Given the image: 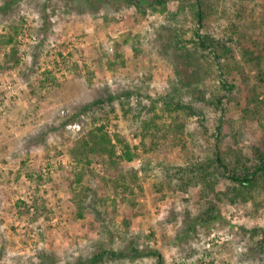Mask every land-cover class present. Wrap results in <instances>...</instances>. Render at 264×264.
<instances>
[{
  "label": "rangeland",
  "instance_id": "374dc122",
  "mask_svg": "<svg viewBox=\"0 0 264 264\" xmlns=\"http://www.w3.org/2000/svg\"><path fill=\"white\" fill-rule=\"evenodd\" d=\"M202 1L206 18L199 31L230 37L243 74L230 69L218 76V66L198 51V73L191 77L182 51L172 49L177 34L191 50L187 40L196 27L188 9L171 17L179 0L167 2V13H150L146 7L145 14L126 0H0V39L14 35L18 59L7 63L4 53L11 45L0 46V264L75 263L91 254L96 224L88 215L77 217L69 187V148L83 133L80 120L64 122V117L76 111L77 103L106 91L133 92L126 115L114 101L106 131L113 143L114 133H120L134 147L135 156L125 165L137 171L140 187L137 216L116 195L120 206L112 227L119 237L113 247L121 245L126 216L131 222L125 237L140 248L160 251L163 264H264L252 246L259 238L253 232L264 229V194L233 203L213 198L208 212L198 186L180 191L162 182L164 164L184 165L211 154L219 124L223 150L229 146L248 153L252 146H264V118L242 120L240 106L227 99L239 98L237 89L223 99V112L187 116L165 110L169 95L173 102L188 100L189 82L211 98L224 79L243 87V76L252 80L256 69L244 61L242 51L264 52V0ZM118 43L120 58L110 68ZM44 69L63 86L43 87ZM137 115L153 118L158 139L143 136L134 122ZM72 123L79 128H69ZM141 143L159 145L144 152ZM95 159L89 168L101 173ZM226 184L220 180L216 189ZM204 212L214 218L200 217ZM112 264L156 262L145 257Z\"/></svg>",
  "mask_w": 264,
  "mask_h": 264
},
{
  "label": "trees",
  "instance_id": "16d2710c",
  "mask_svg": "<svg viewBox=\"0 0 264 264\" xmlns=\"http://www.w3.org/2000/svg\"><path fill=\"white\" fill-rule=\"evenodd\" d=\"M126 1L134 5L142 14H145L146 7L150 13L157 11L167 13L166 5L169 0ZM203 6L202 0H179L177 11L171 14V17H175L176 14L188 9L187 11L196 26L187 40L192 45V49L187 48L186 43L180 44L181 39L177 38V34L172 40V42L174 41L173 46L170 45V47L182 51L181 54L187 60L186 65L191 77H195V73H198L199 64L196 56L194 57L198 51L202 57L205 56L218 66L220 69L218 76L226 75L230 69L238 70L237 72L241 74V65L234 61L232 39L229 37L222 40L209 33L199 31L206 18ZM127 41L128 39L124 40L125 43ZM8 45L11 46L9 51L4 53L5 61L17 63L14 35H7L0 39V46ZM118 47L119 43L116 44L114 52L115 60L108 62L110 68L116 64V59L120 58ZM202 51H206V53ZM242 57L246 63H251L256 69V74L252 80L243 76V87L236 88L234 84L224 79L219 82L218 91L211 98V95L206 96L202 90L194 91L189 87L192 84L189 82L185 84L188 100L183 101L177 97L176 101L173 102V95H169V101H164L165 110L167 112L184 111L187 116H201L207 110L223 112V99L227 97V93L237 89L240 94L239 98L231 96L227 99L235 100L237 106H240L242 120L250 117L264 118V52L263 50L255 52L243 50ZM75 67L77 68V64ZM80 74L81 72L78 70L76 75L79 77ZM39 81L45 88L63 86V83L50 69H44ZM87 82H89V78ZM193 82L196 83L197 81L193 79ZM177 91L178 88L174 89L172 93ZM132 93V91H125L121 95H116L111 91L98 93L87 101L77 103L75 105L76 111L70 115L67 113L64 117V122L65 119L71 122L80 120V129L83 133L69 148V153L73 159V178L69 184L72 189V203L75 206L77 217L83 218L88 215L95 221L97 232V242H95L91 254L75 263L65 264L125 263L145 257L154 258L156 264H163L164 257L160 251L140 248L131 238L125 237L131 222V218L126 216L122 219L125 232L121 240V247H113L114 242L119 237L112 227V224L115 223L116 210L120 206V202L116 200V195L121 197L123 203L132 208V216H137L139 211H136L137 199L135 195L136 188L140 187L137 171L133 167L129 168L125 165L126 162L134 158V147L132 148L126 137L120 133H114L115 143H113L112 137L106 131V125L110 122V114L115 112V100L119 102L118 105L124 115L131 111L128 107ZM64 122L63 124H65ZM134 122H138L143 136L149 135L155 139L159 138L156 134L157 130L153 132L152 125L155 124L153 118L137 115ZM221 128L222 126L219 124L215 136L216 144L210 155L202 160L188 161L184 165L164 164L162 170V182L164 181L169 186L173 185L176 190L186 191L191 186H198L200 197L207 203L205 208L208 212L213 208V198L218 201L233 203L238 199L247 201L254 198L256 193L264 194V146H252L248 153L242 149L229 146L223 150L221 149L222 143H220L222 142ZM141 145L143 151L148 152L156 150L159 143H150L149 146L146 143H141ZM95 156L96 163L101 165V173L94 174L89 168L92 158ZM95 176H99L96 181L94 180ZM85 179L88 180L84 182ZM220 180H226L227 184L224 189L217 190L216 186ZM112 194L115 196L111 197ZM200 217L214 218L206 212L202 213ZM256 235H259V238L252 243V246L254 250L259 252L261 261L264 260V229L260 233L254 231L252 236ZM48 264L58 263L52 261Z\"/></svg>",
  "mask_w": 264,
  "mask_h": 264
},
{
  "label": "built area",
  "instance_id": "2783aa9c",
  "mask_svg": "<svg viewBox=\"0 0 264 264\" xmlns=\"http://www.w3.org/2000/svg\"><path fill=\"white\" fill-rule=\"evenodd\" d=\"M68 127L71 128V129H74V128L78 129L79 128L77 123L69 124Z\"/></svg>",
  "mask_w": 264,
  "mask_h": 264
}]
</instances>
